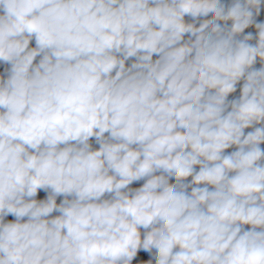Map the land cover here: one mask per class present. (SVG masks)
Masks as SVG:
<instances>
[{
    "label": "clouds",
    "instance_id": "obj_1",
    "mask_svg": "<svg viewBox=\"0 0 264 264\" xmlns=\"http://www.w3.org/2000/svg\"><path fill=\"white\" fill-rule=\"evenodd\" d=\"M261 3L0 0V61L11 63L0 82V264H132L141 249H156V264H264V127L244 134L264 122V68L249 70L264 61V22L255 46L251 33L234 39ZM228 20L227 31L217 23ZM185 33L195 40L176 47ZM189 176L215 189L189 195ZM39 189H51L45 202L25 199ZM105 193L113 199L98 202ZM59 195L75 199L57 206ZM140 228L151 229L143 240Z\"/></svg>",
    "mask_w": 264,
    "mask_h": 264
},
{
    "label": "crops",
    "instance_id": "obj_2",
    "mask_svg": "<svg viewBox=\"0 0 264 264\" xmlns=\"http://www.w3.org/2000/svg\"><path fill=\"white\" fill-rule=\"evenodd\" d=\"M234 3V0H221V4L224 5L225 7V10H227L229 7L232 6V4ZM150 7H154L155 5L154 4H149ZM253 11V23L251 25H249L246 29H244L243 32L241 33H238L236 34V36L234 37L235 40H243L244 36L248 35L249 33L252 34V39L247 41V43H249L250 45H253L255 46L258 42V29L256 28V24L257 23H262L264 22V0H262V3L261 5L259 6V11L257 12V10L255 8L252 9ZM2 14V13H0ZM214 16V13H210L208 16H201V17H198L196 18L195 20L191 17V16H188L186 15L184 17V22L187 24V23H193L195 25V27H199L201 23H203L205 20H209V19H212V17ZM217 23L220 24V26L222 28H224L226 31L227 30H230L231 29V26H232V21L231 20H228V21H217ZM211 26H209L210 28ZM192 40H195V37L191 35V33H185L184 36H183V39L179 42V44L175 45L176 47L178 46H181L185 43H188L189 41H192ZM36 47V43H35V39L33 38L30 43H29V49H33ZM117 58L119 59H122L123 58V55L121 53H114ZM142 54V53H141ZM162 54H153L152 56V61L153 63L160 59V56ZM43 57V53H41L40 55H38L34 61H33V66L35 67L36 65L39 64L40 60L42 59ZM137 62V57L136 56H133V57H129L127 60H125V68L128 69V68H131V65L133 63H136ZM261 68H264V61H262L259 57H257L255 63L252 65L251 69L249 70H259ZM133 71H137V70H133ZM115 72L116 70H113L112 74L113 76H115ZM244 79L242 78L240 81L237 82L236 84V91L231 93V97L229 99L226 100V103L229 105L226 110H225V115L227 114L228 111H231V101L233 100H238L241 96V93H242V87H243V84H244ZM210 93H214L215 90L214 89H211V90H208ZM159 95V94H158ZM0 111H3V109H0ZM257 127H264V122H261V123H254L252 126L248 127V128H245L244 129V134L247 135L249 132H252L255 130V128ZM104 139L110 143H117L118 141H115V140H111L110 139V134L109 133H105L104 134ZM72 145H75L76 142H70ZM88 144L90 146V150L91 151H97L100 149V143L97 141L96 137L93 136V137H90L89 140H88ZM66 145H60L59 147L60 148H63L65 147ZM78 146V145H77ZM133 149H136L138 146L137 145H132L131 146ZM190 151V149H188ZM238 150V146L236 145H232L230 146L229 148L225 149L224 152L222 153V155H230L231 153L235 152ZM29 152H34V150L32 149H29ZM261 163V162H260ZM200 167L201 165H195L194 166V174L195 172H199L200 170ZM109 175H114V172L113 171H109ZM153 175H165L167 176L166 173H164L162 170H159V171H156L153 173ZM229 175H233L232 173H229ZM150 177H144L140 180H137V181H133L131 184H129L125 189H122L123 192L129 194L130 196L133 195L135 193L136 190H138L139 188H141L144 183H146L147 179H149ZM168 178V182L169 184H176L177 181L175 179V177L169 179ZM181 183L183 184H187L189 185L188 188L185 189V192L187 194H191V191H192V188L194 187H207L210 191L214 190L215 189V186L213 185H205V184H199V185H196V184H192V176H189L187 178H185L183 181H181ZM51 194V189H48V190H44V189H39L38 192H37V195L34 196V197H25L26 200H36L38 203L40 202H45L48 198V196ZM113 196H114V193H105L101 198H100V201L98 202H102L104 200H112L113 199ZM56 199V204L57 206H59L65 199H68V200H73L75 199L74 196H64V195H59V196H56L55 197ZM61 213L59 211H56L54 210L51 214H49L48 217H45V219H54L58 216H60ZM28 221V217H23L20 222L21 223H25ZM3 222L4 223H15L17 222L16 221V217L12 214H8L6 216H4L3 218ZM251 225H243L242 226V230L244 231H247V230H251ZM140 233H141V239L143 240L144 238V235L147 231H150L151 229H143V228H140ZM261 229H257V231H259ZM174 251H179V249H174ZM156 256H157V250L156 249H152L151 252H146L144 250H138L137 252V256L133 259L132 261V264H140V262H147V261H150L151 264H156Z\"/></svg>",
    "mask_w": 264,
    "mask_h": 264
},
{
    "label": "built area",
    "instance_id": "obj_3",
    "mask_svg": "<svg viewBox=\"0 0 264 264\" xmlns=\"http://www.w3.org/2000/svg\"><path fill=\"white\" fill-rule=\"evenodd\" d=\"M10 71H11V63H5L3 61H0V82L2 81H6L10 75ZM231 97V93L228 95V97L226 98L229 99ZM4 111V110H3ZM177 131H185L184 129H177ZM233 175H235V173H232ZM174 176L172 177H169V179L173 178Z\"/></svg>",
    "mask_w": 264,
    "mask_h": 264
},
{
    "label": "trees",
    "instance_id": "obj_4",
    "mask_svg": "<svg viewBox=\"0 0 264 264\" xmlns=\"http://www.w3.org/2000/svg\"><path fill=\"white\" fill-rule=\"evenodd\" d=\"M259 147L261 148L262 151H264V142H262V143L259 145ZM260 162H261V164H264V160H261Z\"/></svg>",
    "mask_w": 264,
    "mask_h": 264
}]
</instances>
